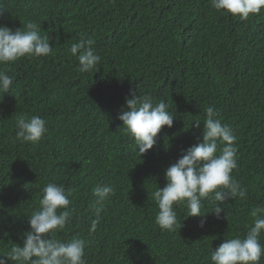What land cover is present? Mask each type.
<instances>
[{"label":"trees","instance_id":"trees-1","mask_svg":"<svg viewBox=\"0 0 264 264\" xmlns=\"http://www.w3.org/2000/svg\"><path fill=\"white\" fill-rule=\"evenodd\" d=\"M29 22L53 48L0 65L14 77L0 98V254L22 245L41 189L54 181L71 193L74 209L55 238L84 239L87 264H213L212 249L246 233L252 210L264 208V8L242 20L211 0H0V24L25 30ZM81 38L93 39L101 56L86 73L69 52ZM132 93L163 100L173 113L172 127L163 126L141 155L117 118ZM209 106L234 131L231 175L246 197L223 205L226 219L203 200V227L201 217L185 218L186 205H174L182 226L161 230L152 192L165 186L164 171L181 149L200 138L202 122H191L203 121ZM22 115L46 121L39 143L16 139ZM97 184L115 194L102 202L90 232Z\"/></svg>","mask_w":264,"mask_h":264},{"label":"clouds","instance_id":"clouds-1","mask_svg":"<svg viewBox=\"0 0 264 264\" xmlns=\"http://www.w3.org/2000/svg\"><path fill=\"white\" fill-rule=\"evenodd\" d=\"M211 6L245 20L264 8V0H211ZM39 27L29 22L25 30H20L0 24V65H5L6 69L9 63L22 57L51 54L53 47L49 44V36H42ZM94 43L91 38H81L69 48L70 54L79 62L80 73L96 69L101 61V56L93 48ZM13 80L14 77L6 70H0V98L9 92ZM131 95L132 98L126 99L127 110H122L117 118L122 122L124 133L135 141L141 155L156 145L157 134L163 126L172 127L173 113L163 100L154 104L147 95ZM201 122L200 138L188 148L181 149L179 158L164 171L165 186L152 192V199L158 208L155 223L161 230L175 232L182 226L174 205H186L185 218L201 217L200 227H203L206 213L211 212L220 219L221 213H224L223 205L228 200L246 197L247 189L231 175L232 170L237 168L233 129L222 124L218 111L212 106L205 109L203 121L195 118L191 126L201 128ZM15 127L17 140L33 144L39 143L48 131L46 121L36 115L19 116ZM218 142L222 145L219 154ZM41 193L39 207L28 216L29 228L21 236L22 245L15 244L9 251L0 254V264H7L8 261L17 264H87L84 257L87 242L84 239L73 237L62 241L55 238L72 217L74 209L69 207L71 193L54 181L48 182ZM93 194L97 200L90 205L95 213L90 232H95L100 223L102 202L114 195L115 189L111 185L97 184ZM207 199L212 200L213 209L202 214V201ZM251 215L254 220L246 233L225 238L215 250L212 249L210 258L213 264H259L264 255V244L259 241L264 232V208H254ZM223 218L226 219L225 213Z\"/></svg>","mask_w":264,"mask_h":264}]
</instances>
